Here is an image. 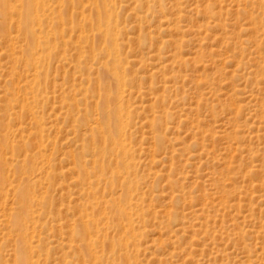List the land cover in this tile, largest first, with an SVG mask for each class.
I'll list each match as a JSON object with an SVG mask.
<instances>
[{
	"label": "rangeland",
	"instance_id": "374dc122",
	"mask_svg": "<svg viewBox=\"0 0 264 264\" xmlns=\"http://www.w3.org/2000/svg\"><path fill=\"white\" fill-rule=\"evenodd\" d=\"M97 2L115 132L111 58L84 40ZM19 246L27 264H264V0H0V264Z\"/></svg>",
	"mask_w": 264,
	"mask_h": 264
},
{
	"label": "bare ground",
	"instance_id": "6f19581e",
	"mask_svg": "<svg viewBox=\"0 0 264 264\" xmlns=\"http://www.w3.org/2000/svg\"><path fill=\"white\" fill-rule=\"evenodd\" d=\"M92 6H94V5H92ZM94 10H95V13H96L97 23H90L89 24L90 25V30L89 31H90L91 34L87 35L84 38V40H85V43L88 46H90V48L92 50H94V51L100 48V46H101L100 43H103L104 47H101L99 51L101 53H104L105 57L107 56V57L111 58L110 61L106 62V65L104 64L105 65V69L102 72L103 76H101L99 79L97 78L98 80H96V82L99 85V86L97 85V87H99V89L101 91V96H102V98H101L102 101L101 102H102V105H103L102 107H103L104 110H106V109L108 110V111L106 110L107 111L106 113H108V114H106L107 130L109 129L110 132H115L117 130L118 126H119V124H118V116H119L118 113L120 112L119 111L120 110L119 107L121 105L120 97H119L120 95L119 96L117 95V90H118L117 87L119 86V83L121 82L122 79H120L118 74H116V72H115L116 70L113 67L114 66L113 62L114 61H113L112 58L114 57L113 55H114V53L116 51L115 50L116 47L113 44L114 33H113V30H111V24H110V21H109L110 18L108 16H106L101 11V2H99V3L97 2L96 8ZM60 17H61V15H60ZM101 21H107V22H101ZM26 27H27V25H26ZM34 34H35V32H34ZM33 36H35V35H33ZM31 38H32V36H31ZM97 87H95V88H97ZM109 109H110V111H109ZM123 145H124V143H123V140H122L121 136L112 134L103 143L102 152L103 153H108V152H111V151H114V150L118 149V147H122ZM120 152H122V151H120ZM119 155H122V154H119ZM84 175H86V174H84ZM20 192H21L20 196L25 200L27 195H28V192H26L25 189L21 190ZM97 201H91L89 203V205L94 206V207L95 206L96 207L100 206V205H98ZM115 212L117 213V211H115ZM123 215L125 216L124 209L120 208L118 213L114 215V217H113L114 221L113 222L120 223V220H121ZM129 217H131V216H129ZM98 222H99V220H98ZM92 225L95 226V220L89 221L88 224L86 225L85 232L87 234L91 233ZM102 246L104 248H108L112 252H116L119 247H122L123 249H125V253L123 255L124 256L123 259L126 262L130 263L129 262V255H128V251H127L129 247H127V243H122L121 240H119L118 238H115L113 240L112 239L111 240H106L102 244ZM84 252H86L85 249H84ZM25 253H26V251L23 250V248L19 246V248L17 249V261H18V264H27V261H26L27 255ZM82 255L84 256V253ZM86 257H87V255H86ZM27 259H29V257H27Z\"/></svg>",
	"mask_w": 264,
	"mask_h": 264
}]
</instances>
